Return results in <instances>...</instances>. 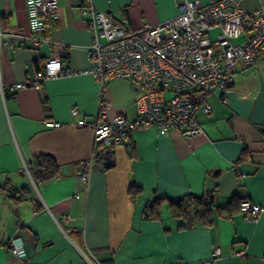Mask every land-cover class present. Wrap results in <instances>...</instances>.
Masks as SVG:
<instances>
[{
    "label": "crops",
    "instance_id": "crops-1",
    "mask_svg": "<svg viewBox=\"0 0 264 264\" xmlns=\"http://www.w3.org/2000/svg\"><path fill=\"white\" fill-rule=\"evenodd\" d=\"M91 1L116 21L126 18L130 29H142L176 17L183 0H60V19L41 36L67 47L62 61L70 72L47 79L42 89L12 87L36 78L59 45H11L0 35V264H200L214 244L222 254L212 264H264V212L258 221L239 210L217 216L212 226H191L169 206V199L190 193L211 194L217 205L239 194L264 206V56L238 67L227 102L216 92L213 111L199 113L204 134L187 139L178 130L164 135L156 127L135 128L127 143L98 152L89 123L103 95L110 117L133 118L139 91L130 79L115 78L101 95L96 75L73 73L95 66L83 15ZM241 4L255 10L259 0ZM13 30L31 35L27 0H0V32ZM74 107L81 110L77 116ZM47 120L63 124L49 127ZM80 120L87 124L79 126ZM245 148L248 157L238 162ZM41 154L55 157L60 178L35 180L30 165ZM89 158L85 186L78 172ZM133 183L143 187L138 195L130 192ZM24 185L30 196L17 202L9 190ZM158 198L161 214L154 217L146 209ZM16 236L27 242L25 260L7 246ZM241 250L245 257L235 254Z\"/></svg>",
    "mask_w": 264,
    "mask_h": 264
},
{
    "label": "built area",
    "instance_id": "built-area-1",
    "mask_svg": "<svg viewBox=\"0 0 264 264\" xmlns=\"http://www.w3.org/2000/svg\"><path fill=\"white\" fill-rule=\"evenodd\" d=\"M178 7L180 13L176 17L142 29H130L126 18L116 21L109 13L97 9L92 1L83 10L93 34L89 56L95 66L73 73L96 75L101 83V95L107 82L115 78L130 79L139 91L133 118L124 114L110 117L109 102L103 95L96 120L89 123L98 152L127 143L135 128L156 127L164 135L178 130L187 139L204 134L199 113L213 111L211 99L216 92L227 102V92L233 87L238 67L256 65L264 56V0H259L255 10L244 8L241 0H214L203 5L183 0L178 2ZM60 9V0H27L31 35L14 30L0 32L11 45L27 41L34 46L59 45L56 56L45 63L36 78L16 83L12 89H42L47 79L70 72L62 61L68 54L67 47L51 36H41L60 19ZM216 30L219 31L213 35ZM236 39L241 40L235 42ZM80 113L78 107L72 109L73 116ZM45 122L49 127L63 124L55 120ZM77 124L87 123L80 120ZM92 162L93 158L83 161L78 172L85 186L90 181ZM240 211L245 219L258 221L264 206L243 198ZM7 246L18 259L28 258L24 238L12 237ZM221 254L220 246L214 244L212 256L200 264H212ZM235 254L247 255L245 250Z\"/></svg>",
    "mask_w": 264,
    "mask_h": 264
},
{
    "label": "trees",
    "instance_id": "trees-1",
    "mask_svg": "<svg viewBox=\"0 0 264 264\" xmlns=\"http://www.w3.org/2000/svg\"><path fill=\"white\" fill-rule=\"evenodd\" d=\"M44 107L46 110L49 109L47 101L44 102ZM247 152L248 148H245L238 162L247 159ZM30 168L37 182H50L62 176L61 165L50 154H41L34 157ZM3 187L5 188L6 185ZM142 190L143 187L137 183H133L130 186V192L133 195H138ZM30 191V188L24 185L18 189H10L9 194L15 201L20 202L29 198ZM162 199L158 198L152 204L148 205L146 209L147 213H150L154 217H159L161 214L160 202ZM242 199L239 194H236L226 205H217L214 196L211 194L190 193L178 199H169V206L175 217L191 226H195L196 224L212 226L217 216L230 217L234 212L239 211Z\"/></svg>",
    "mask_w": 264,
    "mask_h": 264
},
{
    "label": "rangeland",
    "instance_id": "rangeland-1",
    "mask_svg": "<svg viewBox=\"0 0 264 264\" xmlns=\"http://www.w3.org/2000/svg\"><path fill=\"white\" fill-rule=\"evenodd\" d=\"M216 33H217V30H216V31H213L212 34L214 35V34H216ZM240 40H241V39H236L235 42H238V41H240ZM169 95H170V94H169Z\"/></svg>",
    "mask_w": 264,
    "mask_h": 264
},
{
    "label": "water",
    "instance_id": "water-1",
    "mask_svg": "<svg viewBox=\"0 0 264 264\" xmlns=\"http://www.w3.org/2000/svg\"><path fill=\"white\" fill-rule=\"evenodd\" d=\"M32 161V160H31Z\"/></svg>",
    "mask_w": 264,
    "mask_h": 264
}]
</instances>
